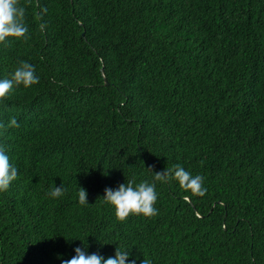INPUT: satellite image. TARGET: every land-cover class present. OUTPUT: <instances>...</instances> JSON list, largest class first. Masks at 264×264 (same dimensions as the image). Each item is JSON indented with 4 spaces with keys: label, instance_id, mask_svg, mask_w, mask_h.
I'll list each match as a JSON object with an SVG mask.
<instances>
[{
    "label": "trees",
    "instance_id": "trees-1",
    "mask_svg": "<svg viewBox=\"0 0 264 264\" xmlns=\"http://www.w3.org/2000/svg\"><path fill=\"white\" fill-rule=\"evenodd\" d=\"M18 6L28 32L0 42V79L26 61L39 82L0 99V148L19 169L0 192V264L118 245L137 264H264V0ZM176 165L203 196L155 181L157 214L124 221L102 199Z\"/></svg>",
    "mask_w": 264,
    "mask_h": 264
},
{
    "label": "clouds",
    "instance_id": "clouds-1",
    "mask_svg": "<svg viewBox=\"0 0 264 264\" xmlns=\"http://www.w3.org/2000/svg\"><path fill=\"white\" fill-rule=\"evenodd\" d=\"M24 14L25 10L18 6V0H0V42L6 41L8 37L25 36L28 29L23 23ZM38 82L39 77L35 73L34 65L21 61L12 73L11 79H0V99L6 97L14 86L22 84L27 88ZM11 124L18 127L14 118ZM18 173L19 169L10 163L8 154L0 148V192L10 187L11 183L17 179ZM171 179L176 180L182 189L191 191L193 195L203 196L207 191L203 187L204 178L201 175H193L181 165H176L172 170L156 173L153 182L136 183L133 180H127L116 189L106 188L102 199L105 203L114 206L115 215L121 221L126 220L130 215L142 214L151 217L158 211L154 206L158 199L155 181L167 182ZM64 193L63 185H56L49 195L52 198H59ZM78 198L81 205L89 204L88 192L83 187L79 188ZM74 251L75 255L71 259L62 260V264H137L136 260L131 258L130 249L119 245L115 256L108 258L97 253L88 254L87 246L76 247ZM142 264H149V262L143 260Z\"/></svg>",
    "mask_w": 264,
    "mask_h": 264
},
{
    "label": "water",
    "instance_id": "water-1",
    "mask_svg": "<svg viewBox=\"0 0 264 264\" xmlns=\"http://www.w3.org/2000/svg\"><path fill=\"white\" fill-rule=\"evenodd\" d=\"M106 84L108 85L109 83L106 81Z\"/></svg>",
    "mask_w": 264,
    "mask_h": 264
}]
</instances>
